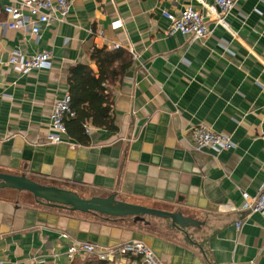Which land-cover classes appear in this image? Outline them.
Returning <instances> with one entry per match:
<instances>
[{
	"label": "crops",
	"instance_id": "0c3cea01",
	"mask_svg": "<svg viewBox=\"0 0 264 264\" xmlns=\"http://www.w3.org/2000/svg\"><path fill=\"white\" fill-rule=\"evenodd\" d=\"M8 2L0 0V172L84 198L115 195L199 225L74 211L0 188V260L71 264L65 253L74 240L105 247L141 240L162 264H264V213L241 210L243 192L264 187V0H237L228 28L206 11L205 3L219 11L214 0H73L67 18L38 35L4 26ZM189 5L204 13L213 36L166 33L163 11L179 15ZM96 47L122 48L131 64L98 90L105 93L100 104L88 100L84 120L50 143L49 116L70 93L71 70L85 64L98 76ZM12 51H50L52 64L21 73L8 63ZM104 107L110 126L98 112ZM199 124L231 135L235 145L219 153L195 149L190 128Z\"/></svg>",
	"mask_w": 264,
	"mask_h": 264
},
{
	"label": "built area",
	"instance_id": "2783aa9c",
	"mask_svg": "<svg viewBox=\"0 0 264 264\" xmlns=\"http://www.w3.org/2000/svg\"><path fill=\"white\" fill-rule=\"evenodd\" d=\"M219 11H214L209 4L205 3V9L213 17L217 24L228 28L227 15L234 8L237 0H214ZM73 0H10L3 6L4 12L9 15V19L3 24L7 29H29L33 34L38 35L44 25H50L59 21H64L70 13ZM163 14L170 20V27L167 34L179 32L189 40L207 39L213 36L212 29L204 13L189 5L181 11L179 15L168 10ZM116 22L115 25H119ZM116 44L115 47H118ZM52 53L41 51L34 55L25 56L21 51H12L8 63L15 66L21 73H28L32 70L48 68L52 64ZM76 112L72 108V97L70 93L57 100L50 113L51 130L47 133V141L58 143L67 133V121L75 116ZM190 140L194 148L203 150L211 148L219 153L232 148L235 144L231 135L219 133L206 125L199 124L190 128ZM244 204L241 210L248 214L264 213V187L256 194L243 192ZM242 223L239 222L238 226ZM67 259L72 262L79 256L91 255L100 260L116 262L118 258L135 257L137 264H162L152 249L141 240H131L113 247H105L86 241H72L66 250ZM0 264H4L0 260ZM38 264H45V260L40 259ZM57 264V263H51Z\"/></svg>",
	"mask_w": 264,
	"mask_h": 264
},
{
	"label": "water",
	"instance_id": "95a60500",
	"mask_svg": "<svg viewBox=\"0 0 264 264\" xmlns=\"http://www.w3.org/2000/svg\"><path fill=\"white\" fill-rule=\"evenodd\" d=\"M0 188H13L20 191H27L32 193L38 201L52 206L65 207L74 211L98 212L117 217L133 215L136 218L145 214H152L171 218L173 225L181 229H184L190 224L199 225V222L184 217L181 213L121 201L116 199L115 195L84 198L70 189L43 184L23 174L0 172Z\"/></svg>",
	"mask_w": 264,
	"mask_h": 264
},
{
	"label": "trees",
	"instance_id": "16d2710c",
	"mask_svg": "<svg viewBox=\"0 0 264 264\" xmlns=\"http://www.w3.org/2000/svg\"><path fill=\"white\" fill-rule=\"evenodd\" d=\"M91 60L98 66V76L93 72V69L85 64H79L71 70L70 77V94L72 97V108L76 114L72 119L67 121V127L69 130L70 123L77 120V118L84 120L85 108L90 106L89 102L93 104H100L102 102V96L105 93H99L105 91V82H113L119 78L131 64V58L127 51L122 48L110 50L107 47L95 48L91 53ZM117 61L118 64L114 65ZM105 97V96H104ZM84 105V109L81 108ZM91 109V108H90ZM109 109L104 107L102 110H98L104 125H111ZM88 113V111H87ZM76 264V261L71 262ZM83 264H109L106 260H100L97 257H91Z\"/></svg>",
	"mask_w": 264,
	"mask_h": 264
},
{
	"label": "rangeland",
	"instance_id": "374dc122",
	"mask_svg": "<svg viewBox=\"0 0 264 264\" xmlns=\"http://www.w3.org/2000/svg\"><path fill=\"white\" fill-rule=\"evenodd\" d=\"M0 192H1V191H0ZM9 195H12V197H14V196H15V193H11V194H9ZM23 195H25V197L28 198L29 200L33 199L32 194H28V193H26V192H23Z\"/></svg>",
	"mask_w": 264,
	"mask_h": 264
}]
</instances>
